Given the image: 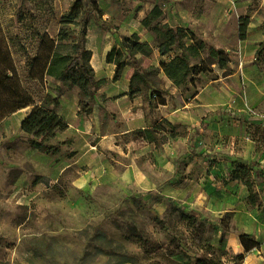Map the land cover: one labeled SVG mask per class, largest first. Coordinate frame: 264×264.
Masks as SVG:
<instances>
[{"label":"rangeland","instance_id":"1","mask_svg":"<svg viewBox=\"0 0 264 264\" xmlns=\"http://www.w3.org/2000/svg\"><path fill=\"white\" fill-rule=\"evenodd\" d=\"M76 1L0 0V72L7 69L37 106L53 108L56 101L58 112L61 99L69 101L78 92L82 105L89 103L91 107L84 116L99 121L104 130L130 132L117 137V147L103 151L99 164L85 167L93 172L82 178L68 167L75 155L70 152V139L62 141L58 134L50 142L59 148L55 154L29 145L20 123L31 107L0 122V264H195L198 259L212 260L213 264H244L251 256L253 262L264 264L262 242L249 235L247 245H258L246 253L239 241L243 232L238 230L235 215L224 213L229 206L225 200L229 192L218 190L212 176V156L206 152V148L212 150V139L203 143L189 140V131L160 122L154 130V142H148L131 131L135 127L131 116L123 119L117 113L104 114L102 106L93 108L95 91L101 86L88 88L83 96L71 83L42 75L48 40L56 39L63 28L62 16ZM89 1L101 9L102 20L113 28H103L94 13L85 16L84 38L79 34V20L67 28L76 31L75 41L82 43L90 55L89 49L103 53L118 48L132 34L147 42L151 54H137V64L129 59L124 68L130 89L146 101L159 104V99L153 97L165 91L159 64L173 55L161 57L154 33L141 24L154 7L161 9L162 17L152 25L189 29L207 47L224 50L229 61H237L241 55L248 57L257 71L253 75L256 86L264 84V0ZM240 19L248 20L245 40L239 38ZM65 43L70 45L72 40ZM88 52L80 57L76 69L91 66ZM142 74L147 75L145 81L138 79ZM226 75L213 65L211 72L196 78V83L203 86L221 78L216 89L223 81L224 88L244 91L242 81L234 83ZM113 83L105 81L103 85L120 98L124 87ZM195 84L187 82L180 87L188 93ZM252 116L258 121L264 119L258 114ZM235 120L242 126L244 115L238 114ZM184 139L187 143L180 144ZM260 143L264 155V133ZM165 146L171 149L175 169L170 179V173L161 165ZM240 166L236 164L230 176ZM237 175L242 179L239 183L247 181L252 186L250 198L244 185L246 199L257 212L254 221L241 219V225L264 222L263 183L255 184L249 170L239 168ZM222 183L227 184L225 180ZM165 184L171 186L170 196L165 195ZM234 192L240 201L245 196L238 190ZM233 236L242 247V260H236L239 255L231 249Z\"/></svg>","mask_w":264,"mask_h":264},{"label":"crops","instance_id":"2","mask_svg":"<svg viewBox=\"0 0 264 264\" xmlns=\"http://www.w3.org/2000/svg\"><path fill=\"white\" fill-rule=\"evenodd\" d=\"M110 49H106L103 53L100 50L89 49L91 51V67L97 80L112 81L114 66L105 62V56ZM228 68L230 72L226 78L234 83L242 81L245 84L244 91L237 92L231 87L224 88L221 86L223 81L218 85L219 89H216L215 84L221 82L220 78L209 80L210 82L203 86L196 83L187 96L186 91H183L181 87L173 86L165 78V91L160 93L163 104H156L151 100L146 101L140 95L129 99L125 95L129 86L128 71L124 69L121 79L113 83V85L120 84L124 87L120 98L119 95H113L111 89L104 84L95 91L93 108L102 106L105 108L104 114L117 113L119 118L123 119H128L131 116L135 124L132 132L152 129L156 124L164 122L172 127L177 126L179 129L189 131V140L197 139L203 143L211 142L212 139V150L206 148L207 154L212 156V176L216 178L215 183L218 190H228L229 192L225 198L226 205L229 206L224 213L232 212L235 215L238 230L243 234L246 233L245 235H251L256 241L262 242L261 252L262 259H264V222H253L257 218V212L254 208H250L249 201L246 199L248 191L243 184L239 183L232 175L230 176V171L235 168L236 164L257 166L264 176V155L259 146L264 133V119L258 121L257 117L252 116L258 114L264 118V84L259 83V86H256L253 75L257 74V71L248 57L241 55L237 61L231 60ZM60 102L61 107L58 110V115L67 123L68 128L58 136L63 137L62 141L70 139L72 141L70 152L75 153L70 159L68 167H73L80 177L86 178L93 170H84V168L92 164H99V158L103 151L117 147V137L130 131L104 130L100 126V122L94 121L93 117L78 115V92L69 101L63 97ZM238 114L239 116L244 115L245 122L242 126L235 120ZM179 142L186 144L187 139ZM171 155V149L169 150L168 146H165L161 165L167 173H170L168 179L172 178L175 173ZM223 180L227 184L222 183ZM150 184L149 181V186ZM153 185L155 186V183ZM165 186L167 187L165 195L170 196L171 186L166 184ZM262 186L261 202L262 210H264V177ZM235 190H238L241 195H245L241 201L239 197H234ZM241 219L249 221L252 219L253 221L251 224L241 225ZM236 237L232 238L231 249L234 254L240 255L242 247ZM252 260L253 256L247 258L244 264L262 263Z\"/></svg>","mask_w":264,"mask_h":264},{"label":"trees","instance_id":"3","mask_svg":"<svg viewBox=\"0 0 264 264\" xmlns=\"http://www.w3.org/2000/svg\"><path fill=\"white\" fill-rule=\"evenodd\" d=\"M89 13L95 14L96 20L101 22L103 28L107 30L113 28L110 27L106 20H102V11L95 3L89 0H85L84 3H81L79 0L74 2L67 13L61 18L63 28L58 31L56 39L48 40L49 50L46 55V63L42 69L43 76L71 83L79 88L80 94H83V96H85V91L88 88L92 90L98 89L105 81L95 78L94 71L90 65H81L79 69H76L80 57H83L88 51L86 49L83 50L82 43L75 41L78 35L76 31L67 28V26L74 25L79 20V23L82 24V30L79 31V34L84 38L85 16ZM161 17V9L154 7L142 20L141 24L145 29H150L154 33L157 40L158 54L161 57L173 54L170 58L161 61L159 64L160 72L173 86L180 87L187 82L194 86L196 78L200 74L211 72L213 65L223 70L225 74H229L228 65L230 61L224 50L207 47L189 29L180 26L171 27L168 24L160 23L152 25L153 22ZM247 26V19L239 20L238 32L240 40H245ZM69 39L72 40V43L67 45L65 42ZM70 48L73 49V52H70ZM151 52V46L147 42H141L137 34H132L129 38L122 40L120 47H112L105 56V62L114 66L112 82H117L120 79L129 59H132L136 65L137 61L134 58L137 54L146 56L151 54ZM88 54L89 64L91 55L89 52ZM134 75L136 73L132 76L134 77ZM146 77V74L138 75L140 81H145ZM130 88L131 85L129 84L126 96L131 98L139 94L138 91H132ZM153 97L159 99V104H163L160 94H154ZM53 102V108L35 105L30 97L19 88L13 77L9 75L7 69L0 72V122L8 115L31 107L28 115L20 123V130L29 138V145L33 149L55 154L59 151V148L50 142L58 134L65 132L68 126L56 111V101ZM78 107V115H88L90 113V104L82 105L80 98ZM168 126L172 128V126ZM156 128L157 126L153 129L134 131V133L146 141L153 142L154 130ZM249 167V165H243L239 168L250 171ZM238 169L233 174L236 180L241 179L237 175ZM243 183L247 186L250 194L249 197L251 198L253 192L252 186L247 181ZM247 240L248 235H239V241L246 253L258 245L250 243V246H248ZM242 259L243 255L236 256V260ZM195 264H213V262L212 260L198 259Z\"/></svg>","mask_w":264,"mask_h":264},{"label":"built area","instance_id":"4","mask_svg":"<svg viewBox=\"0 0 264 264\" xmlns=\"http://www.w3.org/2000/svg\"><path fill=\"white\" fill-rule=\"evenodd\" d=\"M249 169L252 174L254 183L255 184L263 183V174L261 169L257 166H250Z\"/></svg>","mask_w":264,"mask_h":264}]
</instances>
